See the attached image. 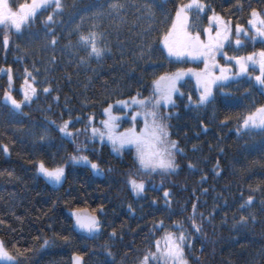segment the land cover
Returning <instances> with one entry per match:
<instances>
[{
	"label": "trees",
	"instance_id": "16d2710c",
	"mask_svg": "<svg viewBox=\"0 0 264 264\" xmlns=\"http://www.w3.org/2000/svg\"><path fill=\"white\" fill-rule=\"evenodd\" d=\"M187 1L59 0L58 8L49 0L19 30L0 24V70H6L0 78V241L19 264H72L75 254L83 264H142L149 253L155 255L148 264H173L162 254L163 237L181 232L187 264H264V131H237L241 117L262 106L263 98L252 83L238 81L195 106L192 71L201 66L169 56L163 46L177 9ZM240 1L221 0L217 12L241 20ZM31 3L8 0L13 11ZM185 26L191 35L202 27L188 21ZM90 32L100 37L99 57L79 43ZM178 71L187 75L173 95L175 106L155 109L167 138L176 142L174 170L145 172L135 146L115 151L106 139L93 142L91 129L102 128L109 105L121 117L118 132H139L144 117L136 114L144 109L132 105V98L153 97V82ZM29 84L37 91L20 113L3 104L6 92L17 101L25 91L31 95ZM65 121L71 137L59 130ZM77 146L88 151L77 153ZM77 154L101 171L72 164L69 157ZM42 160L65 167L60 187L38 173ZM130 177L144 181L143 192L132 190ZM83 208L101 224L91 237L72 229V213Z\"/></svg>",
	"mask_w": 264,
	"mask_h": 264
},
{
	"label": "snow or ice",
	"instance_id": "6c2138e0",
	"mask_svg": "<svg viewBox=\"0 0 264 264\" xmlns=\"http://www.w3.org/2000/svg\"><path fill=\"white\" fill-rule=\"evenodd\" d=\"M49 0H32L30 5L21 4L19 5V11H13L8 4V0H0V24L14 26L15 29L19 30L27 19L33 16L38 8L42 4L48 3ZM57 7L59 8V0H55ZM193 6L201 8L202 5L198 4L196 0H193L192 4L181 5L176 11V20L172 24L171 30L164 37V45L167 48L169 56H182L185 54L192 55L194 57L203 56L205 59V68L202 72L192 74L196 77L197 86L199 88V97L195 102V106L199 107L212 99V88L218 82H224L232 76H239L246 74L248 71V64L251 62L253 65H259L260 74L255 77V81L261 86H264V49L258 54L252 53L244 57H235L229 59H235L236 64L239 66L238 73H231L230 69L225 67H219L220 75L216 76L212 69L218 67L215 62L216 53L225 46V41L229 39L231 29L223 20L218 16L210 17V21H214L217 25L215 34L211 27L204 29L207 33V41L201 40L200 34L191 35L186 30L187 21V10ZM253 19L249 20V24L255 30L256 35L251 37L255 40L257 37L264 40V18H261L260 14L253 10L251 13ZM49 21H52V16L48 17ZM246 30L242 26L237 25V35ZM100 39L97 33L90 32L87 35H81L79 43L86 49H90L89 55L101 56L104 49L97 46V42ZM5 44H7V38H5ZM55 43V41H53ZM237 45H241L239 39L236 40ZM192 70H189L191 72ZM187 73L178 71L172 75H162L154 83L153 97L138 100L133 97L131 104L144 109L143 113H137L136 115H143L144 127L137 132L136 129H126L124 132H118V121L121 117L113 115L111 112L112 105L104 109L107 119L101 121L102 128L93 127L91 129L93 142L96 138H99L101 142L105 139L110 142L115 151H119L127 145L135 146L137 151V160L140 169L145 172H167L174 170L177 165L174 160L173 152L176 150V142L170 141L166 126L163 123L158 122V112L155 109L161 107L164 104H171L173 106V95L179 91L178 82ZM27 83V81H26ZM31 95L28 91L24 93V100L17 101L11 96L10 93H5L6 101H10L11 105L15 109H20L22 103L27 102L31 99L32 95L36 94L37 89L28 85ZM45 92L49 89L45 88ZM189 102L192 103L191 96L188 97ZM119 104L128 105L127 101H119ZM151 105V109H149ZM136 115L133 116V120L136 119ZM91 119V118H90ZM242 129L238 128L237 131H250V130H261L264 131V106L257 108L254 112L241 117ZM69 122L65 121L60 127V132L67 137H71L74 133L68 131ZM43 138V137H42ZM4 152L8 151L7 146H4ZM88 151L84 146H77L76 152L83 153ZM69 161L72 164H85L90 166L94 171L100 172V166L98 163L93 162L86 155H72L69 157ZM191 167V165H189ZM37 171L52 185H59L66 176V169L64 166L57 165L55 167H48L42 160L37 165ZM128 183L130 184L133 191L141 193L145 189V183L143 180H137L136 178L130 177ZM164 196L167 198L169 192L165 191ZM252 202V197H248L247 203ZM195 209V206H193ZM195 214V211L194 213ZM75 218V227L82 232L88 234L97 233L101 224L99 218L95 215L82 213L76 211L72 213ZM243 219V218H242ZM194 223V221H193ZM161 227L163 224L161 222ZM178 228H182V225H176ZM197 230H199L197 228ZM114 234V233H113ZM164 250L162 254L165 257V261L171 259L173 264H187V260L184 258V243L186 237L183 232L176 236L172 233H166L163 237ZM47 243V242H45ZM157 253H161L160 241H156ZM155 254L149 253L143 257L142 264H148L150 256ZM0 264H19L18 259L14 256L9 249L5 246L3 241H0ZM74 264H80V257L74 258Z\"/></svg>",
	"mask_w": 264,
	"mask_h": 264
},
{
	"label": "flooded vegetation",
	"instance_id": "af4514ba",
	"mask_svg": "<svg viewBox=\"0 0 264 264\" xmlns=\"http://www.w3.org/2000/svg\"><path fill=\"white\" fill-rule=\"evenodd\" d=\"M221 0H196V2L200 5H202L201 8H196L193 6L191 9H188L190 11V20L187 21L194 24H200L202 26L199 28V30H196V33L194 32L193 36L197 33H201L200 35L201 40L207 41V33L204 31L203 28L207 29L209 27L212 28L213 34H215L216 31V23L214 21H210V17L218 16L220 17L223 22H225L228 27L231 29V32L229 34V39L225 41V46L220 49L216 55H215V62L217 63L218 67L215 69H212L214 74L216 76L220 75L219 67H225L227 69H230L231 73H238L239 72V66L236 64L235 59H229V58H235V57H244L248 56L252 53H259L262 49H264V40L257 37L255 40H253L251 37L255 36V30L252 28V26L249 24V20L253 19L251 13L253 10H256L258 14H260L261 18H264V4H254L258 0H241L239 2L240 8L238 7L236 12L242 15V19L240 18L236 20L235 22L232 19H228L224 14L217 12L216 7L218 6L217 3ZM193 0H188L185 5L192 4ZM252 2V3H251ZM254 2V3H253ZM231 25V26H230ZM237 25L242 26L243 29L246 30V34L242 32L241 34L237 35V33L234 32L236 30ZM205 33V34H204ZM239 39L241 41V45L236 44V40ZM164 46V43H163ZM166 48V47H164ZM177 59H184L188 58L191 59V61H195L199 63L198 65L201 66V68L196 69L192 72L204 70L205 68V59L203 56L194 57L192 55H182V56H175ZM260 74L259 71V65H253L251 62L248 64V71L246 74H241L239 76H232L230 75V78L224 82H218L216 85H213L212 88V99H214L215 93L217 91H220L223 87L225 88L229 83H236L238 81L248 82L252 83V87L256 89V91L261 94L262 98L260 100V104L264 106V86H261L258 82L255 81V77ZM196 92L199 94V88H195ZM261 107V106H260Z\"/></svg>",
	"mask_w": 264,
	"mask_h": 264
},
{
	"label": "water",
	"instance_id": "95a60500",
	"mask_svg": "<svg viewBox=\"0 0 264 264\" xmlns=\"http://www.w3.org/2000/svg\"><path fill=\"white\" fill-rule=\"evenodd\" d=\"M4 76H5V71H4V70H1V71H0V77H4ZM11 96H12V95H11ZM12 97H13V96H12ZM2 102H3L4 105L10 107L12 110L16 111L17 113H20V112H21V108H20V109H15V108L11 105L10 101H6V99H5V94H4V96H3ZM205 131H206L205 128H203V129H202V132H205ZM52 187H53V188H58V187H60V185H55V186L52 185ZM76 211H80V212H82V213H87V214H91V215H95V216H97L96 214H93L92 212H90L88 209H80V210H76ZM76 211H75V212H76ZM72 228H73V231H74L76 234H78V235L91 236V234H88V233L82 232V231H80L79 229H77V228L75 227V219H74V221H73ZM75 257H79V256H77V255H74V256H73L72 264H74V258H75ZM80 264H82V259H81V257H80Z\"/></svg>",
	"mask_w": 264,
	"mask_h": 264
},
{
	"label": "bare ground",
	"instance_id": "6f19581e",
	"mask_svg": "<svg viewBox=\"0 0 264 264\" xmlns=\"http://www.w3.org/2000/svg\"><path fill=\"white\" fill-rule=\"evenodd\" d=\"M7 38V37H6ZM5 38L3 39V43H4V45L7 47L8 46V38H7V44H5ZM4 71H5V76L4 77H6V70L5 69H3ZM4 77H0V78H4ZM8 93V92H7ZM14 111V110H13Z\"/></svg>",
	"mask_w": 264,
	"mask_h": 264
},
{
	"label": "rangeland",
	"instance_id": "374dc122",
	"mask_svg": "<svg viewBox=\"0 0 264 264\" xmlns=\"http://www.w3.org/2000/svg\"><path fill=\"white\" fill-rule=\"evenodd\" d=\"M183 77H185V76H183ZM183 77H182V78H183ZM180 81H181V80H180ZM180 81H179L178 83H180ZM174 94H175V93H174Z\"/></svg>",
	"mask_w": 264,
	"mask_h": 264
}]
</instances>
